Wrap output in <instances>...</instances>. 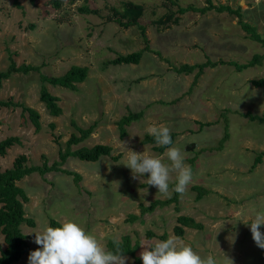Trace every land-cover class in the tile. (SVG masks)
<instances>
[{
	"label": "rangeland",
	"instance_id": "obj_1",
	"mask_svg": "<svg viewBox=\"0 0 264 264\" xmlns=\"http://www.w3.org/2000/svg\"><path fill=\"white\" fill-rule=\"evenodd\" d=\"M58 1L59 8L50 0H34V4L19 0V8L14 0H0V70L8 68L9 53L16 66L40 67L39 72L16 73L2 81L0 100L11 99L35 109L41 124L36 132L21 108L0 109V142L10 136L20 139V145L0 156V170L11 168L22 154L29 165L47 162L52 166L60 161V151L66 150L71 135H79L77 127L94 126V130L88 139L72 145V151L96 145L112 150L110 156L97 162L67 158L60 167L80 175L78 183L73 176L54 170L44 176L33 173L17 183L29 199L24 204L26 217L35 222L34 228L21 226L29 246L39 247L34 243L35 233L48 227L50 220L61 225L72 220L104 247L111 238L121 241L129 236L132 244L138 241L136 255L140 258L141 246L153 244L162 235L175 236L177 217L183 215L201 228L185 227L179 238L202 257L212 255L217 264H223V252L234 264H264V250L256 246L248 225L257 212H264V157L263 163L251 170L255 157L264 150V123L243 116H264V89L251 84L264 78V61L238 69L253 56L262 55L264 48L248 39L234 15L214 9L200 12L207 6L205 0ZM211 1L215 6L233 2L232 9L238 7L235 0ZM125 2L143 6L139 23L157 55L144 52L137 65L113 66L108 61L140 51L145 45L137 27L124 29L108 22L111 9L120 10ZM85 5L99 14H82L79 8ZM189 6L193 10L178 12ZM169 10L179 17L177 25L166 28L154 24ZM241 15L264 38V13L242 11ZM207 61L231 65L206 68L197 76V66ZM72 66L88 68L77 92L40 79L41 75L62 76ZM183 66L195 68L191 73L174 70ZM42 86L59 98L61 116H51L40 101ZM140 112L141 118L124 126L126 134L122 136L121 118ZM161 124L176 134L172 146L185 155L193 180L185 193H178L177 203L141 214V206L175 195V172L165 196L148 186V174L133 179L126 167V148L164 156L167 150L159 154L151 144L142 143L146 129ZM164 162L170 163L166 157ZM193 187L208 193L197 200L198 191ZM132 215L138 218L132 220ZM260 231L264 233V226ZM147 232L155 236L148 240ZM0 245L5 248L2 235ZM127 257L128 264H136ZM13 264H28V259L24 255Z\"/></svg>",
	"mask_w": 264,
	"mask_h": 264
},
{
	"label": "trees",
	"instance_id": "obj_2",
	"mask_svg": "<svg viewBox=\"0 0 264 264\" xmlns=\"http://www.w3.org/2000/svg\"><path fill=\"white\" fill-rule=\"evenodd\" d=\"M51 4L54 5L56 8L60 7V2L58 0H50ZM207 6L200 9V12H206L209 10H215L216 12L222 13L226 12L230 15H234L239 19V24L242 26V29L248 36V39L253 40L254 42L259 43L264 48V38L257 33L255 27H252L250 24L245 22L242 19L241 15V8L238 7L237 9H232L228 5H214L211 0H205ZM32 4H34V0H30ZM172 4H175V1H170ZM14 6L21 8L22 6L19 3V0H14ZM187 10H193L192 6H189L187 9L179 8V13H184ZM79 11L82 14H91V15H98L99 12L94 9H90L88 6H82L79 8ZM111 16L108 17V22H113L118 24L120 27L124 29H128L130 27H137L140 30L141 36L143 37V41L145 42L144 48L140 51L133 52L127 55H117L115 59L108 61L109 65L117 66L121 64H139L141 60V56L144 52H151L157 55L151 47L149 46V41L146 36V29L139 23L140 18L143 16L144 8L139 4H135L132 2H125L120 10L112 8L111 9ZM179 17L173 13V11L169 10V13L164 17L156 20L154 24L158 26H165L169 28L170 24L177 25L179 23ZM9 66L5 71L0 70V85L2 81L9 79L13 74L16 73H23L28 74L31 71L39 72V66H32L22 64L20 66H16L15 62L12 59L11 53H9ZM163 60V59H162ZM264 61V53L262 55H255L245 65H241L238 67L239 70L245 69L247 67H252L257 64H261ZM219 64H228L223 61L218 62H211L207 61L201 65H198L199 68L198 75L199 76L204 69L206 68H213ZM195 67L193 66H183L182 68H175L174 70L177 73H191ZM88 76V68L87 67H80V66H72L68 71H66L62 76L59 77H47L44 75L40 76L42 83H48L53 86H58L62 88H66L70 91L77 92L78 85L82 84ZM142 79H138L137 82L141 81ZM251 84L256 88H263L264 89V78L258 80H252ZM40 101L45 104L48 112L53 117H59L62 115L63 110L60 107L59 98L51 95L47 89L42 86L40 90ZM21 108L23 113L28 114V118L31 121L32 125L35 127V131L39 132L41 129L40 124V114L33 108L25 106L23 103L13 102V100H0V109L1 108ZM142 113H129L128 116L121 118L119 121V130L122 136H125L126 132L124 126H128L131 122L138 120L141 118ZM247 117L251 122H261L264 123V116H257L252 115L250 113H246L243 115ZM53 127V125H52ZM79 135L72 134L68 143L66 150L60 151V161L54 163L52 166H48L47 162H44L42 165H29L28 158L26 155L22 154L19 155L17 158L14 159L11 168L6 169L5 171L0 170V235L3 236V241L5 244V248L2 249L0 245V264H13L18 262L24 255L28 259V255L31 251L37 250V248H31L27 243L28 237L25 236L21 230L22 225H27L29 227L34 228L35 222L33 219H29L26 217L24 204L28 202V197L26 196L24 190L20 188L17 183L21 181L23 178L33 174L38 173L41 176H44L50 171H57L61 172L66 175L73 176L74 182L78 183L81 180L80 175L74 172H70L67 170H62L61 165L66 162L67 158L75 157L81 161L85 162H97L101 157L110 156L111 148L109 146L104 145H96L91 148L81 147L74 151L71 150L72 145H76L88 139V137L93 133L94 126H90L87 129H82L77 127L76 128ZM176 134L171 133L172 141L174 142ZM143 144H151L154 146V150L157 151L159 154H162L167 150L165 146H157L155 144L154 138L146 134L143 141ZM20 145V139L16 136H10L0 142V156L4 157L7 154V151L15 146ZM172 146V145H171ZM264 157V151L260 153V155L255 157L254 164L251 168L256 167L257 164L261 163V158ZM195 191H198L197 200H200L203 195L207 194L208 192L203 190L199 187H193ZM178 201V193L175 192L173 198L166 200V201H154L149 207L141 206V214L151 213L157 207L163 208L168 206L170 203H177ZM177 211L179 210L177 207L175 208ZM138 217L132 215L131 219H137ZM177 226L173 228L174 235L176 237H182L184 235L185 227L192 228V229H199L201 225L196 223L194 219L190 217H186L180 215L177 217ZM49 226L51 227H60L59 224L55 220L49 221ZM155 235L151 232H147L146 237L150 240ZM160 240H166L167 236L162 235L159 237ZM114 241H117L114 238L108 240L106 248L109 250H113L114 248ZM120 242V247L123 254L125 256H129L135 260L136 264H142L139 257H137L136 252L139 249V242H135L132 244L131 238L129 236L122 237Z\"/></svg>",
	"mask_w": 264,
	"mask_h": 264
},
{
	"label": "clouds",
	"instance_id": "obj_3",
	"mask_svg": "<svg viewBox=\"0 0 264 264\" xmlns=\"http://www.w3.org/2000/svg\"><path fill=\"white\" fill-rule=\"evenodd\" d=\"M256 94V90H253ZM147 133L154 138L157 146L167 147L164 156L137 153L126 148L128 164L133 179L148 174V186L158 189V193L169 195L171 174L176 173V183L172 191L183 194L193 180L190 165L185 163V155L181 149L173 145L171 130L161 124L150 126ZM165 157L170 163H165ZM99 175V174H98ZM250 231L256 246L264 250V212H257L252 219ZM34 243L39 247L28 255V264H128L120 247L114 241L113 250L102 246L98 239L88 233L78 223L67 220L60 227H45L35 233ZM139 256L142 264H217L212 255L202 257L191 245L185 244L179 237L170 236L166 240L155 241L151 245L141 246ZM223 254V264H234L227 254Z\"/></svg>",
	"mask_w": 264,
	"mask_h": 264
},
{
	"label": "crops",
	"instance_id": "obj_4",
	"mask_svg": "<svg viewBox=\"0 0 264 264\" xmlns=\"http://www.w3.org/2000/svg\"><path fill=\"white\" fill-rule=\"evenodd\" d=\"M244 3H245V5H244ZM228 4H226V5H228L231 8H232V6H234V5H232L233 2L228 3ZM234 4H236V6L238 5V7H240L241 9L243 8L242 5H244V8H246V9L243 8L242 11H244L247 14L254 13V12H263L264 13V0H235ZM263 53H264V51H263ZM260 151L262 152L264 150H260ZM263 161H264V159H263ZM263 161L261 163L257 164L256 167L253 168V170L256 169L258 165H261L263 163Z\"/></svg>",
	"mask_w": 264,
	"mask_h": 264
}]
</instances>
